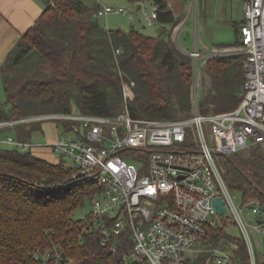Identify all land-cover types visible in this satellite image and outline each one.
Listing matches in <instances>:
<instances>
[{
	"label": "trees",
	"instance_id": "1",
	"mask_svg": "<svg viewBox=\"0 0 264 264\" xmlns=\"http://www.w3.org/2000/svg\"><path fill=\"white\" fill-rule=\"evenodd\" d=\"M150 1L160 26L154 36L134 27L123 30L100 25L95 1L87 5L82 0H45L39 18L0 66L5 94L0 102V123L40 112L115 115L124 109L121 85L125 81L134 83V96L128 103L133 117L189 116L191 58L171 39L180 18L173 15L165 0ZM240 23L233 25L234 41L221 46L241 44ZM245 57L207 60L210 86L200 98L202 113L238 106L243 98ZM42 123L5 125L0 133L12 131L16 139L27 141L34 131L41 130ZM1 145L0 264H44L32 252L53 245L62 258L48 264H123L121 251L102 245L100 232L88 228V214L73 217L84 198L91 201L98 190L94 181L81 175L73 177L72 169L62 160L52 163L31 150ZM219 161L231 191L264 203V148L251 145L219 155ZM214 232L218 237L228 234L223 228ZM229 238L237 246L232 264H252L244 239L240 235ZM194 258L182 264H204L206 255ZM254 264H264V249L255 253Z\"/></svg>",
	"mask_w": 264,
	"mask_h": 264
},
{
	"label": "built area",
	"instance_id": "2",
	"mask_svg": "<svg viewBox=\"0 0 264 264\" xmlns=\"http://www.w3.org/2000/svg\"><path fill=\"white\" fill-rule=\"evenodd\" d=\"M99 5L96 15L126 13V9ZM200 0H190L185 20L175 29L179 35L186 20L191 46L180 51L191 58V111L176 119L133 117L128 103L133 82H122L124 109L115 115L47 113L1 122L0 127L32 120H57L65 136L37 144L0 133V144L31 150L46 147L62 157L73 171L91 179L97 191L86 219L99 231L101 244L121 251L123 264H182L196 256L198 246L216 228L241 232L251 262L254 248L249 230L264 239V203L244 199L231 191L223 177L219 155L251 145L264 148V0H245L239 25L240 45L207 49L199 37ZM148 23L156 20L153 8ZM119 53V50H116ZM245 55L243 98L232 110L200 111L201 74L207 60L218 56ZM65 158L70 159L67 163ZM220 197L226 211L218 214L213 199ZM254 220L248 223V218ZM33 256L48 264L62 258L56 246L34 250ZM232 256L216 249L204 264H232Z\"/></svg>",
	"mask_w": 264,
	"mask_h": 264
},
{
	"label": "rangeland",
	"instance_id": "3",
	"mask_svg": "<svg viewBox=\"0 0 264 264\" xmlns=\"http://www.w3.org/2000/svg\"><path fill=\"white\" fill-rule=\"evenodd\" d=\"M201 1V10L198 16L199 23V37L203 46L207 49H212L214 47L222 48L224 46H219L222 43H232L234 41V32L232 28V19L236 20V23H240L243 17L242 3L243 0H200ZM101 5L114 6L116 8L126 9V13H116L110 12L104 16H97L98 23L108 29L120 28L123 30H128L132 27L139 29L147 35H157L160 26L153 21L148 23L146 14L151 11V4L149 0H141L138 4H132L129 0H100ZM190 1H185V6L187 7ZM232 18V19H231ZM184 20V19H183ZM182 23L179 22L178 25ZM192 26V21L186 20L184 23V29L179 35V46L183 49H189L191 46V34L189 27ZM174 32L171 33V39L176 45ZM228 46V45H225ZM232 46V45H229ZM180 50V49H179ZM206 66L202 67L201 74V95L205 92L210 86V76L206 72ZM5 94L3 91L2 83L0 80V102H4ZM72 110L76 112V106H72ZM44 113H53V112H44ZM42 112L36 114H44ZM213 113V112H212ZM217 113V112H216ZM32 114V115H36ZM190 114V112H189ZM183 117V116H182ZM181 117H175L170 119H176ZM33 122L36 120H32ZM32 121H28L29 123ZM9 135H13L12 131H7ZM66 133L63 131L61 122L57 120H43L41 124V130L34 131L31 137L27 140L30 142H35L37 144H44L46 142L56 141L61 136H65ZM31 151L34 152L37 156L54 162L59 159V155L46 147L34 146L31 148ZM67 163H71L70 159L65 158ZM66 166V163L62 161ZM91 210V201L90 197H85L83 204L78 206L73 213L75 219L82 218L84 215L89 213ZM248 223H253L254 220L250 217L246 220ZM228 234L220 235L219 237L215 232L212 233L202 245L198 246V251H196L194 256L204 257L207 254L216 249L218 252L229 254L232 256L233 250L237 247L236 244L232 243L229 236L239 237L241 232L235 226H230ZM249 235L252 240V245L254 252L262 251L264 249V239H260L257 233L252 230H249ZM192 257V258H194ZM194 258V259H195ZM204 262V261H203ZM205 263V262H204ZM254 263V260H253Z\"/></svg>",
	"mask_w": 264,
	"mask_h": 264
},
{
	"label": "crops",
	"instance_id": "4",
	"mask_svg": "<svg viewBox=\"0 0 264 264\" xmlns=\"http://www.w3.org/2000/svg\"><path fill=\"white\" fill-rule=\"evenodd\" d=\"M82 1L87 5H91L94 3L95 0H82ZM165 1L167 2L173 15L177 18H180L179 22L181 21L183 22L189 10V4L187 7L185 6L186 0H165ZM244 1L245 0H243V2ZM149 2L152 6L151 9L153 8L155 9V6L151 3L150 0ZM138 3H140V1L132 2V4H138ZM44 7H45V0H0V66L2 62L5 60L8 52L14 47V45L19 40L21 35L30 26H32L33 23L39 18V16L44 10ZM242 19L240 22H242ZM231 21L233 28V25L236 23V20L232 19ZM178 26L179 25L177 24L172 29V32H174ZM221 45L222 44H220L219 46ZM3 134H8V133H3ZM1 146L10 147L9 145H1ZM61 160L62 157L60 156L58 160L52 163H57L58 161Z\"/></svg>",
	"mask_w": 264,
	"mask_h": 264
},
{
	"label": "water",
	"instance_id": "5",
	"mask_svg": "<svg viewBox=\"0 0 264 264\" xmlns=\"http://www.w3.org/2000/svg\"><path fill=\"white\" fill-rule=\"evenodd\" d=\"M176 45H177V48L179 49V46H178L177 43H176ZM213 205H214L215 210H216V212L218 214H222V213H224L226 211L224 203H223V201H222V199L220 197H215L213 199Z\"/></svg>",
	"mask_w": 264,
	"mask_h": 264
}]
</instances>
